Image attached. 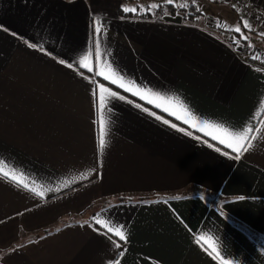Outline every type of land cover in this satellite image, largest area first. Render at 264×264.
<instances>
[{
  "label": "crops",
  "instance_id": "obj_1",
  "mask_svg": "<svg viewBox=\"0 0 264 264\" xmlns=\"http://www.w3.org/2000/svg\"><path fill=\"white\" fill-rule=\"evenodd\" d=\"M190 1L178 7L198 14L157 17L119 0H0V168L20 182L0 178V264H264V71L240 54L264 59V26ZM249 142L235 159L228 145Z\"/></svg>",
  "mask_w": 264,
  "mask_h": 264
},
{
  "label": "snow or ice",
  "instance_id": "obj_2",
  "mask_svg": "<svg viewBox=\"0 0 264 264\" xmlns=\"http://www.w3.org/2000/svg\"><path fill=\"white\" fill-rule=\"evenodd\" d=\"M168 3H171L172 0H167ZM152 7H155V5H152ZM124 11L127 13V12H135L136 9L132 8V9H129V8H125ZM98 23V22H97ZM244 27L245 28H248L250 27L247 22L244 23ZM95 31L96 33H100L101 32V27L100 26H97L95 28ZM235 32L239 33L241 31V29L239 27L235 28L234 29ZM28 46L31 48V47H34V45L32 44H28ZM96 57H97V60H99L100 58V45H99V42H97L96 44ZM88 59V56H84L80 61V65L83 67L85 66V60ZM253 59H256V57H253ZM61 63H63V61H61ZM69 67H72L71 64L68 65ZM107 68L108 70L112 73L113 76L117 77L119 80L123 81L124 80V77L120 76V74L118 73L117 70L113 69L111 67V65H107ZM91 70V69H90ZM107 78V77H105ZM112 83H117V80L114 79L112 80ZM129 84H131V87H126L125 86V83L121 82L118 86L122 89H124L125 91H131L132 88H135L137 87L135 84H133L132 82H128ZM143 93V95H141ZM133 95H140V98L143 99L144 98V95H152V96H155L156 98L158 99H161L163 100L165 103L167 104H170V105H174L176 107H179L181 108L186 115L190 116L191 119L195 120L196 117L192 116L191 113L188 112L187 108L183 105L182 101H180L178 98H174V97H161L159 96L158 93H151L150 90H145V89H137L136 92H132ZM110 96L111 97H116L117 94L116 93H110ZM120 99H124V97H119ZM100 101H101V108L103 109L104 107V104H105V98L103 96L100 97ZM151 102V101H149ZM159 107V105H157ZM167 110V109H165ZM187 122V121H185ZM165 123H167L165 121ZM203 127L207 128V127H213V128H216L218 129L219 131H221L224 135L226 136H230V137H233V139L237 142H241L243 140H246L248 139V132L245 131V132H241V133H232L230 132L228 129L224 128L222 125H212V124H209V122L205 121L203 122ZM250 131V130H249ZM105 128H104V121L102 120L101 121V134H100V140H99V148L101 150L104 149V147L106 146V139H105ZM252 139H255V137H252ZM220 143H224L223 140L220 141ZM252 145L251 143L249 142L248 146L247 147H244L242 143H239V146H234L233 144H229L228 147L232 148V150L234 152L237 153V155L235 156V159H240L241 158V155L243 152H247L248 151V148H250ZM0 178H3V179H7L11 182H13L14 184H20V182L17 180V176L15 173L13 172H9V171H5L3 168H0ZM23 188L27 189V190H30L32 192H36V189L35 188H29V185L28 184H23L22 185ZM37 195H43V193H37ZM176 199H179V197H177ZM239 199H244V197H240ZM97 223H100L102 225H104V227H107L108 228V231L109 232H112L114 233L116 236L119 237V239L121 241H124L126 240V236H125V233L122 231V226L121 227H108V225L104 224V221L102 220H98ZM199 239H204V237H199ZM115 243V241H114ZM116 247H120L119 244H116ZM215 251V249H214ZM217 255H219V253L217 252ZM117 264H119V262L117 261Z\"/></svg>",
  "mask_w": 264,
  "mask_h": 264
},
{
  "label": "built area",
  "instance_id": "obj_3",
  "mask_svg": "<svg viewBox=\"0 0 264 264\" xmlns=\"http://www.w3.org/2000/svg\"><path fill=\"white\" fill-rule=\"evenodd\" d=\"M233 3L240 10L248 14L257 24L264 26V0H223ZM224 35H228L229 31L226 28L221 29ZM240 54L250 59L249 65L255 71H264V59L253 55V51L249 46H242ZM256 57V59H253Z\"/></svg>",
  "mask_w": 264,
  "mask_h": 264
},
{
  "label": "rangeland",
  "instance_id": "obj_4",
  "mask_svg": "<svg viewBox=\"0 0 264 264\" xmlns=\"http://www.w3.org/2000/svg\"><path fill=\"white\" fill-rule=\"evenodd\" d=\"M120 1V10H122L123 13H126L124 11L125 8H129V9H136L135 12L132 13V15H135L136 13L139 14L138 11H142V12H148L149 13H154V7H152V5H155V8H156V4L159 3V1H164V3H167V4H173L174 6H180L181 4H188V5H193L195 4V1L191 2L190 0H172L171 3H168L167 0H153L154 3H152L150 6H148V8L145 7L146 4H150L149 0H133L134 3L133 5H130L127 1L125 2L124 0H119ZM132 1V2H133ZM201 1V0H200ZM216 1L217 0H208V1H204L206 2V5H197L195 6L201 13L202 16H209V17H212V19L214 18H220L223 16V13H221V11L217 8H215V4H216ZM202 2V1H201ZM203 2V4H204ZM137 5V6H135ZM239 13L241 14H244L243 12L239 11Z\"/></svg>",
  "mask_w": 264,
  "mask_h": 264
},
{
  "label": "trees",
  "instance_id": "obj_5",
  "mask_svg": "<svg viewBox=\"0 0 264 264\" xmlns=\"http://www.w3.org/2000/svg\"><path fill=\"white\" fill-rule=\"evenodd\" d=\"M184 7L185 6L178 7V6H174L173 4L164 3V1H159V3L156 4V10L154 11V14L157 15V17L165 15V14H169V15L173 16V15H176L178 13H181L182 10L186 11L188 9H190V11H193V12L195 11L196 12V10H194L195 8L193 6H188V7H185V8ZM124 15L125 16H130L131 13H129V14L127 13V14H124ZM142 15L149 16L150 14L145 11V12H143ZM193 15H195V14H193ZM131 16H134V15H131Z\"/></svg>",
  "mask_w": 264,
  "mask_h": 264
}]
</instances>
